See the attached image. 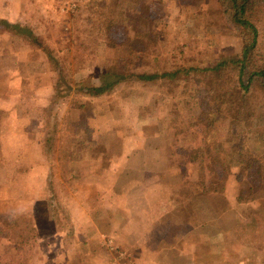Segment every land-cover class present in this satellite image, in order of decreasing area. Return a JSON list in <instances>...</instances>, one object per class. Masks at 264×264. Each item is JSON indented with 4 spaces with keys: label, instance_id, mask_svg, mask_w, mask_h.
<instances>
[{
    "label": "rangeland",
    "instance_id": "obj_1",
    "mask_svg": "<svg viewBox=\"0 0 264 264\" xmlns=\"http://www.w3.org/2000/svg\"><path fill=\"white\" fill-rule=\"evenodd\" d=\"M20 1L25 10L14 23L40 37L63 68L58 76L34 43L0 28V214L35 235L20 244L16 230L0 234V264H232L219 254L232 252L233 241L264 256V191L254 196V214L251 206H235L236 169L220 195L225 208L212 194L204 199L202 190L190 186L198 170L185 151L197 144L192 136L177 134L170 122L196 114L197 78L172 90L159 83L121 85L84 115L85 127L98 138L95 144L85 141L62 120L71 99L81 95L55 104L50 98L56 94L63 100L75 85L89 84L107 69L121 71L127 54L108 49L94 35L89 19L95 9L88 3L99 0ZM151 4L165 10L156 52L129 56L131 69L206 67L239 54L241 40L217 14L214 0L196 5L123 0L117 15L130 36L134 26L126 14L145 12ZM260 18L264 52V13ZM228 121L227 111L215 110L211 141L227 152L239 148L244 159L264 153V122H254L239 141L228 142ZM56 123L55 148L48 150L44 138ZM16 125L26 128L25 140L11 131ZM65 148L72 153H60ZM250 218L244 228L240 222ZM38 231L45 236L39 242ZM223 231L231 236L223 237Z\"/></svg>",
    "mask_w": 264,
    "mask_h": 264
},
{
    "label": "trees",
    "instance_id": "obj_2",
    "mask_svg": "<svg viewBox=\"0 0 264 264\" xmlns=\"http://www.w3.org/2000/svg\"><path fill=\"white\" fill-rule=\"evenodd\" d=\"M122 1L99 0L88 3L93 7L92 10L95 9L94 16L89 19L94 35L108 49L122 50L127 54L122 59L121 71L107 69L100 73L95 81L81 86L75 85L74 91L64 95L63 100L59 99L60 95L53 93L54 96L52 95L49 103L55 104L57 101L64 103V99L68 100L70 96L81 95L78 96L79 99H71L62 120L74 125L78 133L82 132L83 140L95 144L98 138L85 127L84 115L92 112L96 105H101L104 99L118 87L123 84L146 86L159 83L160 87H168L172 90L173 85L180 81H188L194 76L197 78L195 80L197 87L193 95L197 101L196 114L190 115L184 122L176 120L170 122V126L176 128L177 134L192 136L194 143L197 144L196 147L189 148L190 151H185L189 160L197 163L198 179L190 186H194L196 192L202 190L204 199L212 194V197L222 202L224 198L220 195L224 192L228 176L233 169H236L235 178L240 184L236 201L250 202L258 192L264 191V153L244 159L239 148L233 147L228 152L221 149L216 141H211V134L213 115L215 110L219 109H224L228 113V142L239 141L241 136L246 135L245 128L254 122H264V109H262L264 105L261 103L264 100V52H261L263 47H260L262 43L259 42L261 33L258 26L261 22L260 15L264 13V0H214L217 14L241 40L240 52L234 60L226 61L220 58L211 66L179 65L162 71L133 70L131 61H127L131 55L156 52L158 26L165 16V10L151 4L146 8L148 12L126 14V18L130 20L129 24L134 26V34L130 36L117 15ZM200 1L180 0V3L196 5ZM0 28L26 42L34 43L45 55L52 70L61 76L63 65L59 62L56 53L40 40V37L35 36L29 27L0 19ZM53 89L54 92L57 91V84ZM67 89L70 91L71 87L68 86ZM93 99L100 102L94 104L91 101ZM48 111H52L51 107ZM76 113L81 117L74 120L71 115ZM58 124L56 123L44 138L48 150L55 148L54 140ZM46 127L49 128L48 125ZM233 130H236V133ZM101 149L100 145L95 151L100 152ZM42 151L44 155H49L43 146ZM61 152L64 155L72 153L68 148L61 149ZM14 230L17 231L20 244H25L30 239L35 240V235L30 236V233L32 234L30 229H26L25 233L23 227L11 220L9 215L0 214V234H9Z\"/></svg>",
    "mask_w": 264,
    "mask_h": 264
},
{
    "label": "crops",
    "instance_id": "obj_3",
    "mask_svg": "<svg viewBox=\"0 0 264 264\" xmlns=\"http://www.w3.org/2000/svg\"><path fill=\"white\" fill-rule=\"evenodd\" d=\"M24 8L25 7L21 3L20 0H0V19L6 20V21H8L10 23H14L15 21H18L19 19H21L22 14L24 13V10H25ZM11 131H13V133L15 132L14 135L20 136L21 138L23 137L22 139L26 138L25 137V133L27 132V130H26V128H24V126L18 127L16 125V126H14L13 130L11 129ZM14 138H15V136H14ZM9 140H10V138H9ZM11 140H15V139H11ZM256 199L257 198L254 197V201H251V202H248V203H237V201L235 200V206H237L239 208L240 207L241 208H244V207H248L249 208L251 206L250 208L254 211V214H255V209H254L255 203L254 202H255ZM219 203H221V204L223 203V205H222L223 208H225V206H227L224 199H223L222 202H219ZM251 221L252 220L250 218V220L242 221V222H240V224H242L243 227H244V225L245 226L246 225L250 226ZM233 233H235L234 230H233ZM222 234H223V237L231 236L229 231H223ZM233 236H236V235L232 234V237ZM44 237H43V231H38L37 232L38 242L40 241V239L42 241V239ZM233 243L234 244H233V247H232V252L228 251L226 253V252H224V249H223V251L220 252L219 258L223 262L231 260V261H233L232 264H243L244 262H247V264H249L250 262H255L257 260H264V256L261 257V255H258L259 252L256 253V251H253V250H250V249L246 251L245 249H241L236 244V242L233 241Z\"/></svg>",
    "mask_w": 264,
    "mask_h": 264
}]
</instances>
